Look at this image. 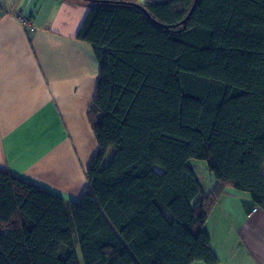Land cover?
Listing matches in <instances>:
<instances>
[{
	"label": "trees",
	"instance_id": "obj_1",
	"mask_svg": "<svg viewBox=\"0 0 264 264\" xmlns=\"http://www.w3.org/2000/svg\"><path fill=\"white\" fill-rule=\"evenodd\" d=\"M86 1L87 185L65 200L0 168V264H218L205 226L226 191L264 214V0H145L150 18Z\"/></svg>",
	"mask_w": 264,
	"mask_h": 264
},
{
	"label": "crops",
	"instance_id": "obj_2",
	"mask_svg": "<svg viewBox=\"0 0 264 264\" xmlns=\"http://www.w3.org/2000/svg\"><path fill=\"white\" fill-rule=\"evenodd\" d=\"M3 2L0 168L77 201L87 185L85 169L97 149L86 110L99 67L91 47L76 39L91 3ZM19 13L26 23L16 17ZM235 208L236 212L224 211L229 218L221 210L211 228L208 222L214 214L206 222L218 264H264V214L249 210L248 200Z\"/></svg>",
	"mask_w": 264,
	"mask_h": 264
},
{
	"label": "rangeland",
	"instance_id": "obj_3",
	"mask_svg": "<svg viewBox=\"0 0 264 264\" xmlns=\"http://www.w3.org/2000/svg\"><path fill=\"white\" fill-rule=\"evenodd\" d=\"M112 153H113L112 150L109 151V153L107 154V156L105 158V163H108L110 161V159L112 157ZM188 164L190 167L193 168L195 175L197 176V178L201 182L203 190L205 192L210 191L213 187V184H214V177L208 171L206 162L203 160H189ZM155 169L159 172L161 171L160 168H155ZM245 200L249 201V196L246 193H242V192H239V191H236L233 189H228L226 191L225 195H223L221 197L220 201L217 202V204H216L217 206L215 205V207L211 211L209 216L211 217V215H213V214H214V216H213V218H211V220H209L208 227L209 228L213 227V225H214L213 219L217 220V216L219 215V213H223L224 211H226V209H228V211L230 213L236 212L237 210L235 207L237 206L239 208L240 201L242 202ZM222 206H223V210L221 208ZM216 207H218V208H216ZM221 210L223 212H220ZM226 216L228 217L227 214H226ZM243 217L244 216H240V219ZM208 219H209V217H208ZM213 238H215V234H213ZM77 256L79 259H81L78 248H77Z\"/></svg>",
	"mask_w": 264,
	"mask_h": 264
},
{
	"label": "built area",
	"instance_id": "obj_4",
	"mask_svg": "<svg viewBox=\"0 0 264 264\" xmlns=\"http://www.w3.org/2000/svg\"><path fill=\"white\" fill-rule=\"evenodd\" d=\"M4 0H0V5L1 3H3ZM16 17L19 19V21L21 23H26L25 19L21 16V14L19 13V15L16 14Z\"/></svg>",
	"mask_w": 264,
	"mask_h": 264
},
{
	"label": "water",
	"instance_id": "obj_5",
	"mask_svg": "<svg viewBox=\"0 0 264 264\" xmlns=\"http://www.w3.org/2000/svg\"><path fill=\"white\" fill-rule=\"evenodd\" d=\"M138 8L145 14L147 18H150V16L147 14V12L143 9V7L140 4H138Z\"/></svg>",
	"mask_w": 264,
	"mask_h": 264
}]
</instances>
